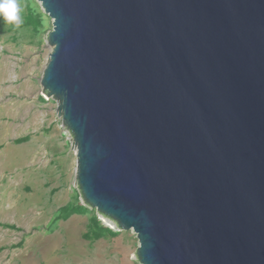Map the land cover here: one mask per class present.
<instances>
[{
  "label": "water",
  "instance_id": "1",
  "mask_svg": "<svg viewBox=\"0 0 264 264\" xmlns=\"http://www.w3.org/2000/svg\"><path fill=\"white\" fill-rule=\"evenodd\" d=\"M37 1L87 207L140 264H264V0Z\"/></svg>",
  "mask_w": 264,
  "mask_h": 264
},
{
  "label": "rangeland",
  "instance_id": "2",
  "mask_svg": "<svg viewBox=\"0 0 264 264\" xmlns=\"http://www.w3.org/2000/svg\"><path fill=\"white\" fill-rule=\"evenodd\" d=\"M19 2L23 22L30 8L41 24L34 31L0 18V223L19 229L0 227V264H140L136 234L96 210L117 235L85 238L90 215L78 213L50 231L63 207L87 205L76 183L72 134L41 85L52 20L37 0Z\"/></svg>",
  "mask_w": 264,
  "mask_h": 264
},
{
  "label": "trees",
  "instance_id": "3",
  "mask_svg": "<svg viewBox=\"0 0 264 264\" xmlns=\"http://www.w3.org/2000/svg\"><path fill=\"white\" fill-rule=\"evenodd\" d=\"M40 15L37 13H34L30 8L27 10L26 18L23 22V25L30 26L34 31H37L39 25L41 24L40 21ZM29 137H23L21 139H17L15 142H24L27 141ZM63 211L56 216L52 220V228L50 231H53L54 226L60 221V220H66L73 214H87L89 216V222L87 225V230L83 234L85 238L97 240L99 238L104 237V235L109 236H115L118 234V231H114L111 228L103 225L100 220H98L97 216L95 215L94 211H91L88 207L82 205L80 202L74 204L70 208L63 207ZM0 227L7 228V229H17L14 225L11 224H2L0 223ZM19 230V229H17ZM22 245V242H20L17 246L20 247ZM1 250V249H0Z\"/></svg>",
  "mask_w": 264,
  "mask_h": 264
},
{
  "label": "clouds",
  "instance_id": "4",
  "mask_svg": "<svg viewBox=\"0 0 264 264\" xmlns=\"http://www.w3.org/2000/svg\"><path fill=\"white\" fill-rule=\"evenodd\" d=\"M21 11L19 0H0V18L6 24L19 28L23 23Z\"/></svg>",
  "mask_w": 264,
  "mask_h": 264
}]
</instances>
